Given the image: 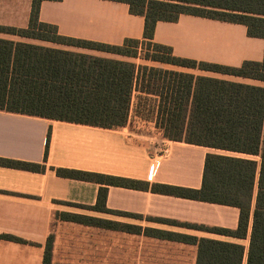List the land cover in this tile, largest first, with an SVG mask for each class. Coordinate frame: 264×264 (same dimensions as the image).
Listing matches in <instances>:
<instances>
[{
  "label": "trees",
  "instance_id": "16d2710c",
  "mask_svg": "<svg viewBox=\"0 0 264 264\" xmlns=\"http://www.w3.org/2000/svg\"><path fill=\"white\" fill-rule=\"evenodd\" d=\"M43 1L32 0L27 27L0 25V32L128 57H139L142 49L144 54L140 57L146 60L264 82V52L261 60L245 59L234 66L178 56L171 46L154 41L159 21L177 22L183 14L242 24L247 36L264 40V0H111L128 4L131 14L141 15L145 20L143 38H125L122 44L61 34L56 24L40 20ZM137 91L159 97L156 126L164 130L166 138L244 157L208 153L199 189L167 184L150 186L136 179L63 167L56 168L57 175L127 188H150L237 207L240 218L236 229L198 227L239 240L249 238L248 246L166 231L155 234L196 244L195 264H264V85L0 38V110L113 128L126 125ZM49 140L50 132L45 158ZM0 165L31 171L45 168L42 163L7 158H0ZM106 194L107 188H101L91 206L69 205L116 214L106 207ZM123 214L136 217L132 213ZM87 217L70 212L57 215V219L85 224L88 219L95 220L97 226L106 228L119 223ZM148 232L146 235H152ZM0 237L18 240L11 235Z\"/></svg>",
  "mask_w": 264,
  "mask_h": 264
},
{
  "label": "crops",
  "instance_id": "0c3cea01",
  "mask_svg": "<svg viewBox=\"0 0 264 264\" xmlns=\"http://www.w3.org/2000/svg\"><path fill=\"white\" fill-rule=\"evenodd\" d=\"M79 1L84 6L75 8L74 3ZM31 5L32 0H0V25L27 27ZM64 8H68L67 16L80 14V27L83 30L89 28L90 33L65 29L64 18L59 17L58 13ZM39 17L43 22L56 24L63 35L111 44H122L125 38L142 39L144 34V17L131 14L128 4L111 0H45L41 3ZM205 21V18L186 14L181 15L177 22L159 21L155 28L154 41L171 46L178 56L193 57L184 50V46L189 43V38L197 33L193 26ZM0 38L121 59L136 64L149 65L148 62H151V66L159 65L178 71V68L141 57L96 52L4 32H0ZM251 58L261 60L263 55ZM243 60L242 58L239 62ZM179 71L258 83L229 75L219 76V73L199 69ZM135 97L138 98L136 113L132 115L130 112L126 125L113 128L0 110V158L45 165L43 171L0 165V235L18 238L13 240L0 237V264H43L45 242L57 228L58 213L71 212L65 209L64 205H94L101 188H107L106 207L116 214L93 211L97 218L124 221L118 218L126 216L123 213L135 214L134 218L142 221L129 223L152 233L140 235L148 243L155 244L157 251L161 253H182L189 255L193 262H196L198 246L158 237L156 231L242 242L248 246L249 238L239 240L198 227L236 229L240 218V210L237 207L155 192L150 188H127L57 175L56 168L63 167L136 179L147 182L150 186L167 184L199 189L202 187L208 153L244 157L243 154L166 138L158 128L153 130L156 128L159 97L141 91L135 92L133 98ZM145 108L151 109L149 117L141 115ZM145 126L149 129H145ZM49 132L48 154L45 158Z\"/></svg>",
  "mask_w": 264,
  "mask_h": 264
},
{
  "label": "rangeland",
  "instance_id": "374dc122",
  "mask_svg": "<svg viewBox=\"0 0 264 264\" xmlns=\"http://www.w3.org/2000/svg\"><path fill=\"white\" fill-rule=\"evenodd\" d=\"M12 1V0H11ZM24 0H21V2ZM75 8L84 6L82 2H76ZM64 8L59 11V17L65 21V29L84 31L90 33L89 28L80 27V14H71ZM205 18V17H202ZM205 22L194 25L197 33L192 35L189 43L184 46L187 51L194 58L198 60H205L208 62L239 65L240 59H252L251 57H258L263 55L264 40L262 38H251L246 34L245 26L242 24L223 22L211 18H205ZM71 47V46H70ZM86 49V48H82ZM96 52L92 49H87ZM113 54L109 52H104ZM144 51L140 49L139 55L142 56ZM175 54V53H174ZM118 55V54H115ZM123 56V55H122ZM139 56V57H140ZM143 59V58H141ZM139 61V60H137ZM170 67L178 68L179 70L190 69V67H183L171 63L158 62ZM142 64V63H139ZM151 66V62H148ZM157 68H163L159 65ZM165 69V68H163ZM196 69V68H192ZM200 70V69H199ZM205 71V70H202ZM182 72V71H181ZM212 72V71H207ZM216 73V72H212ZM220 76V74H217ZM223 76V75H221ZM258 82V81H254ZM255 84L264 85V82ZM138 98H133L130 107L132 115L136 113ZM151 109L145 108L142 111V116L149 117ZM157 128L164 135V130ZM145 129H149L145 126ZM64 208L71 210L70 213L81 214L85 217L90 216L97 218L96 213L80 207L64 205ZM73 210V212H72ZM115 218V216H109ZM88 218V217H87ZM120 220L107 219L117 224L111 223L110 228L104 226H97V221L87 220L86 223H79L76 221L58 219L57 228L54 229L45 242L46 259L44 264H195L189 255L182 253H172L167 255L161 253L155 244H150L140 235L146 236L142 228L137 227L129 222L140 223L138 218L120 216Z\"/></svg>",
  "mask_w": 264,
  "mask_h": 264
}]
</instances>
